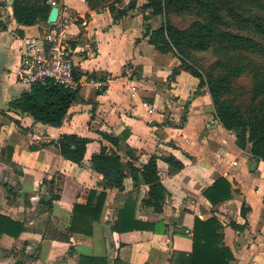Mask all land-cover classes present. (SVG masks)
Returning <instances> with one entry per match:
<instances>
[{"label":"crops","instance_id":"0c3cea01","mask_svg":"<svg viewBox=\"0 0 264 264\" xmlns=\"http://www.w3.org/2000/svg\"><path fill=\"white\" fill-rule=\"evenodd\" d=\"M4 1L0 8L7 5L14 28L8 50L11 60L3 79L17 95L25 89L19 85L21 91H13L20 40L40 34L46 25H18L12 18L11 0ZM58 1L74 18L69 38L74 69L81 73V100L71 104L59 126L10 111L6 112L19 124L11 120L4 125L0 115V149L7 143L13 145L11 162L22 173L5 175L6 182L19 188L14 200L7 201L0 194V204L2 212L26 218L28 227L19 238L3 235L0 242L13 244L22 239L27 250L37 243L30 254L35 252L36 257L24 259L26 264H75L81 253L105 255L116 264H171L174 251H191L192 238L186 229L192 233L195 217L206 219L215 213L223 222V241L234 256L231 264H264V160L255 158L254 166L250 151L236 145L235 133L215 117L210 95L198 88L197 77L184 70L171 75L180 59L172 52L157 51L142 36L141 3L114 21L107 8L90 9L85 0ZM17 28L23 30L22 36ZM5 31L0 28V36ZM87 77L105 78L108 84L98 90L84 83ZM125 132L119 143L123 161L130 159L139 167L151 155L157 156L158 173L168 192L162 212L141 204L148 185L135 186L127 176L123 192L105 188L102 175L90 165L92 153L103 144L111 145L101 133L121 136ZM63 133L89 138L83 166L66 160L50 143ZM168 154L182 162L180 170L169 171L162 158ZM56 173L63 174L64 181L59 198L47 207L43 203L49 194L42 180ZM219 177L226 178L234 192L231 199L212 205L203 191ZM90 189L106 193L100 220L94 222L91 236L69 234L65 238L73 204L85 203ZM129 196L136 204L135 217L153 223L154 232L111 229L117 210ZM242 204L246 215L241 214ZM231 221L245 226L236 230L229 225Z\"/></svg>","mask_w":264,"mask_h":264},{"label":"trees","instance_id":"16d2710c","mask_svg":"<svg viewBox=\"0 0 264 264\" xmlns=\"http://www.w3.org/2000/svg\"><path fill=\"white\" fill-rule=\"evenodd\" d=\"M90 9L107 8L114 21L123 18L130 10L138 7L139 0H85ZM0 5H5L0 0ZM11 14L15 23L32 26L45 23L51 9L48 0H13ZM143 11L142 36L161 53L172 52L180 59V65L173 68L172 74L181 70L189 72L199 79L198 88H205L210 95L214 115L222 126L235 133V143L241 149H248L258 160H264V0H145L139 5ZM160 15L163 21L157 27H151L152 16ZM172 16L187 17L186 26H178ZM4 25L1 30H6ZM18 35H23L17 28ZM210 51L214 59L205 64L198 55ZM74 88L47 81L32 84L23 89L19 96L10 102L12 108L28 112L34 122L51 126L62 124L71 104L81 100L79 96L80 71L74 69ZM10 121L19 124L8 112L0 110ZM1 127V123H0ZM21 129H24L20 126ZM110 146L101 145L90 156L93 170L102 175L101 184L107 188L124 191V179L129 176L134 185H148L147 196L141 204L152 207L156 212L163 211L167 189L161 182L157 169V156L151 155L146 163L139 167L130 159L123 161L120 153L121 136L101 133ZM89 138L75 133H63L56 140L50 141L59 154L66 160L83 166ZM49 143H42V146ZM35 149L34 145L29 146ZM128 155L132 158L129 149ZM13 145L7 143L0 149V172L5 175L21 176L11 162ZM169 171L175 172L183 167L174 155H163ZM64 175L54 174L44 178L42 185L49 194L43 203L50 207L53 200L59 198ZM9 193L6 199L14 200L18 190L9 182L1 183ZM231 183L224 177L217 178L204 191L203 195L212 205L232 198ZM131 195V194H129ZM106 193L90 189L85 203H74L67 233L71 235L91 236L93 224L99 221L104 208ZM41 199V198H40ZM10 203H13L10 201ZM40 204V200L38 205ZM135 201L129 196L123 206L117 210L111 229L118 232L155 231L154 224L135 217ZM247 208L241 206V214L246 215ZM26 218H17L7 212H0V238L7 235L14 239L28 230ZM236 230L244 226L233 221L229 223ZM223 222L213 213L206 219L198 216L192 228V249L189 252L174 251L171 264H231L234 256L223 241ZM23 244H27L26 241ZM22 255L28 254L24 247ZM72 251V248L69 249ZM105 255L79 254L75 264H116ZM15 264H26L18 258ZM148 264V263H146Z\"/></svg>","mask_w":264,"mask_h":264},{"label":"built area","instance_id":"2783aa9c","mask_svg":"<svg viewBox=\"0 0 264 264\" xmlns=\"http://www.w3.org/2000/svg\"><path fill=\"white\" fill-rule=\"evenodd\" d=\"M58 0H48L51 6ZM74 18L62 7L57 19L47 23L40 34L25 36L20 40L19 63L15 71V82L24 87L52 81L63 86L75 87L74 61L69 29ZM98 90L108 84L105 78L87 77L85 82ZM78 84L81 85L80 79ZM135 86L131 87L135 91ZM153 108L149 109L152 112ZM236 163V161H234ZM191 235V231L186 229Z\"/></svg>","mask_w":264,"mask_h":264},{"label":"rangeland","instance_id":"374dc122","mask_svg":"<svg viewBox=\"0 0 264 264\" xmlns=\"http://www.w3.org/2000/svg\"><path fill=\"white\" fill-rule=\"evenodd\" d=\"M125 1H128V0H125ZM144 1L145 0H139V3H143ZM0 9H1L0 10V28H2L4 25L7 26L6 31L1 35L2 37H5L6 35L13 32L14 23L12 22V20L10 18L9 10L7 9V5L0 8ZM172 20L178 26H186L188 24V21H189V19L187 17H178V16H172ZM162 21H163L162 16H160V15L152 16L150 21H149V24L151 27L154 28V27H157ZM44 28H41V30L43 31ZM10 30H12V31H10ZM1 36H0V39H1ZM198 55L202 58V61L205 64L210 63L214 59V57L210 51L201 52V53H198ZM17 85L18 84L14 85V87H15V89L13 90L14 92H17V91L20 92L21 89L23 88V87H21V86L19 87V85L18 86ZM27 88H29V87H25V89H27ZM11 113L14 114L13 112H11ZM0 115H1V119L3 121L2 124L5 125V124L9 123L10 119L7 116H5L4 114H0ZM6 180L7 179H6L5 173L0 172V194H1L2 198L4 196L6 197V195L9 194L6 191V189L2 188V185H1V183L5 182ZM3 203H5V202L3 201ZM11 211H13V210H11ZM22 247H24L26 253L31 254L32 250L36 251L37 243L32 245L31 247H29V249L27 250L28 246H27V244H25V245L23 244L22 239L16 240V242H14L13 244H10V242H8V243L7 242H5V243L0 242V264H15V261L18 258H22L23 260L26 259V261H28L29 257L22 255V253H21L20 249Z\"/></svg>","mask_w":264,"mask_h":264},{"label":"water","instance_id":"95a60500","mask_svg":"<svg viewBox=\"0 0 264 264\" xmlns=\"http://www.w3.org/2000/svg\"><path fill=\"white\" fill-rule=\"evenodd\" d=\"M12 1L13 0H11V3ZM60 8H61V3L57 1L56 4L51 7L48 13L47 20H46L47 23L54 22L57 19ZM11 43H12L11 34L6 35L0 40V110L10 111L20 116H23V115L30 116L28 112H22L20 109L12 108L10 106V102L19 96V94L13 95L11 93L12 87L7 85V83L3 79V75L7 70V65L11 60V56L8 51L9 47L11 46ZM252 159H253V164L255 166L256 159L255 157H253ZM2 211H3V207L0 204V212Z\"/></svg>","mask_w":264,"mask_h":264}]
</instances>
